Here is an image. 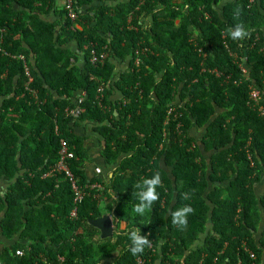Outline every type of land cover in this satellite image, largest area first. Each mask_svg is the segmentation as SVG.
I'll use <instances>...</instances> for the list:
<instances>
[{"label": "trees", "instance_id": "trees-1", "mask_svg": "<svg viewBox=\"0 0 264 264\" xmlns=\"http://www.w3.org/2000/svg\"><path fill=\"white\" fill-rule=\"evenodd\" d=\"M73 2L76 23L56 0H0V229L20 237L0 264H264V195L255 191L264 117L251 100L252 86L264 106V0ZM238 22L250 33L243 41L227 35ZM93 51L109 58L93 62ZM73 121L95 124L105 139L106 162L117 165L110 182L87 176ZM62 139L75 154L68 166L80 203L71 179L54 171ZM156 171L160 199L139 216L133 186ZM115 194L126 230L152 240L140 255L126 230L101 240L90 223ZM184 205L194 209L187 225H172L171 211Z\"/></svg>", "mask_w": 264, "mask_h": 264}, {"label": "crops", "instance_id": "crops-1", "mask_svg": "<svg viewBox=\"0 0 264 264\" xmlns=\"http://www.w3.org/2000/svg\"><path fill=\"white\" fill-rule=\"evenodd\" d=\"M63 4H64L63 0H56V5L59 8H62ZM59 11L60 10L54 9L53 11L50 12V14L48 15V18H50L51 21L53 22L59 21L60 19V17L58 16ZM145 26L148 27V24L145 23ZM77 46L78 45L76 42H71L69 45V47L72 48L73 50H76L78 48ZM81 62H83L82 57H81ZM120 68H123V67L120 64H118L116 67V71L119 70ZM72 126L74 128L75 134H77L79 137L84 139L83 145H84V148L88 152V160L85 162L84 170L87 176L89 177V179L91 180L93 178L99 177V178L104 179L107 183L110 182V180L113 178L114 173L117 169V165L111 166V165H108V163L106 162V159L103 155L105 148H106V142H105V139L100 134L95 132L93 128L95 124L93 123L82 124L77 121H73ZM194 132H195V135L200 139L203 132L198 131L196 129H194ZM255 191L259 196L264 195V178L259 184L255 186ZM101 196L102 195H100L99 198ZM113 197L112 198L106 197L104 199L105 200V203H103L104 213L100 218L108 217V216L111 217L113 221V231H114L113 235H114L117 232V229H118V232L126 230L128 227V223L127 221H121L120 216L116 212V207H117L116 202L118 200V197L115 196V199ZM109 204H112V208H107V205ZM113 217H115V220H113ZM99 232H100V235H99L100 239L104 240V238H102V233L100 230ZM19 240H20L19 236H16L15 238H12V239H7L6 237L3 236L1 229H0V251L3 250L5 247L11 248V246H14ZM25 242L27 243L28 241H25ZM114 258H116V256H114ZM111 263H112V260H104L103 262L99 264H111Z\"/></svg>", "mask_w": 264, "mask_h": 264}, {"label": "clouds", "instance_id": "clouds-1", "mask_svg": "<svg viewBox=\"0 0 264 264\" xmlns=\"http://www.w3.org/2000/svg\"><path fill=\"white\" fill-rule=\"evenodd\" d=\"M240 15L241 9L237 7L234 10V16L236 19H239ZM227 35L233 41H243L250 35V33L242 22H238L233 27L228 29ZM162 186V176L159 171H156L150 178L146 177L140 182H137L133 186L134 189L139 190L134 193L138 197V203H136L133 208L134 213L139 216H144L147 211L152 210L153 205L160 199L157 189ZM115 196L116 194L113 197L114 199ZM190 198V193L183 194V199L188 200ZM193 213L194 209L191 205H184L183 207L171 211L170 216L172 225L183 228L187 225L188 216ZM113 220H115V217H113ZM123 234L126 235L127 240L129 241L128 250L133 256L140 255L144 253L146 248L150 249L152 247V240H150L146 235H142L139 227H133L126 230Z\"/></svg>", "mask_w": 264, "mask_h": 264}, {"label": "built area", "instance_id": "built-area-1", "mask_svg": "<svg viewBox=\"0 0 264 264\" xmlns=\"http://www.w3.org/2000/svg\"><path fill=\"white\" fill-rule=\"evenodd\" d=\"M63 2H64V7L68 11V17L70 18V20L73 23H76V21H77V19L79 17V13L75 10L73 0H63ZM249 2H250V5H252L255 2V0H249ZM74 26L76 28H79L77 26V24L76 25L74 24ZM230 55L233 56L234 58L238 57L236 54H234L232 52L230 53ZM108 58H109V54L107 52H102V53H100L98 55V54H96L93 51L91 60L93 62L104 63ZM246 61H247V59L244 58L243 59V63L242 62L239 63V67H240V69L242 71V74L244 75L245 79L249 80V69L246 66ZM137 64H139V60H137ZM217 74L221 75L218 72H217ZM228 78H230V76ZM99 92L103 93L104 92V88L103 87L100 88ZM251 100L254 102V105H253L254 107L253 108H257L259 114L262 117H264V106L260 105V102L262 101V93H261L260 90L254 88L252 86H251ZM175 111H176V108L175 107H171L169 109V116L172 115ZM72 114L74 116H78L79 111H72ZM169 121H170V118L167 119L165 124L167 125L169 123ZM56 131H58V129ZM59 155H60V160H59V162H58V164H57V166H56L54 171H57L58 173L59 172H63L71 179L73 190L75 191V196H76L75 203H80L83 200L84 193L82 191H80V189L78 188V186L76 184V181H75V178H74V176H73V174L70 171L69 166H68V161L72 160L75 157V154H74V152H72L70 150V146H69L68 142L65 139L61 140ZM249 158L251 160V156L250 155H249ZM54 171L50 172L49 174H46V176L49 177L50 175L53 174ZM94 186L102 189V187L100 185H94ZM76 216H77V208H75L72 211V213H71V217L75 218ZM18 255L22 256L23 252L22 251H18ZM251 257L253 259L256 258L255 254H253V253H251ZM60 260H61V262H63L64 258L60 257ZM144 263H145V260L140 259V258L137 259V264H144Z\"/></svg>", "mask_w": 264, "mask_h": 264}, {"label": "water", "instance_id": "water-1", "mask_svg": "<svg viewBox=\"0 0 264 264\" xmlns=\"http://www.w3.org/2000/svg\"><path fill=\"white\" fill-rule=\"evenodd\" d=\"M90 223L101 231L102 238L106 239L113 236V221L110 216L92 220Z\"/></svg>", "mask_w": 264, "mask_h": 264}]
</instances>
